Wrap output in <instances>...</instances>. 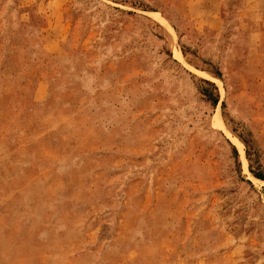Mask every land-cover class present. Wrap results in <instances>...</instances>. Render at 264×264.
<instances>
[{"label":"rangeland","instance_id":"1","mask_svg":"<svg viewBox=\"0 0 264 264\" xmlns=\"http://www.w3.org/2000/svg\"><path fill=\"white\" fill-rule=\"evenodd\" d=\"M0 264H264V0H0Z\"/></svg>","mask_w":264,"mask_h":264},{"label":"bare ground","instance_id":"2","mask_svg":"<svg viewBox=\"0 0 264 264\" xmlns=\"http://www.w3.org/2000/svg\"><path fill=\"white\" fill-rule=\"evenodd\" d=\"M171 32H172V31H171ZM172 33H173V32H172ZM172 33H171V34H172ZM206 78L209 79V80H211L212 82L218 84V85H222L221 80H219V79H217V78L211 76L210 74H207V75H206ZM218 124H219V125H222V121H221V119L218 120ZM235 141L237 142V140H235Z\"/></svg>","mask_w":264,"mask_h":264},{"label":"trees","instance_id":"3","mask_svg":"<svg viewBox=\"0 0 264 264\" xmlns=\"http://www.w3.org/2000/svg\"><path fill=\"white\" fill-rule=\"evenodd\" d=\"M261 180H262V178L261 177H259Z\"/></svg>","mask_w":264,"mask_h":264}]
</instances>
